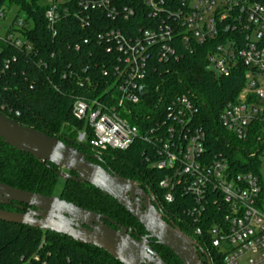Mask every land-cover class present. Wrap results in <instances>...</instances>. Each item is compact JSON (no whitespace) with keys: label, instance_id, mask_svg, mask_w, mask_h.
I'll return each mask as SVG.
<instances>
[{"label":"built area","instance_id":"2783aa9c","mask_svg":"<svg viewBox=\"0 0 264 264\" xmlns=\"http://www.w3.org/2000/svg\"><path fill=\"white\" fill-rule=\"evenodd\" d=\"M39 1L53 39L58 25L74 22L89 37L68 48L78 53L96 44L104 57L94 67L68 64L59 73L77 88L71 116L82 127L76 144L95 158L143 144L145 163L164 174L157 184L162 202L171 204L176 195L190 201L184 225L197 249L216 253L222 264H264V0H141L140 12L119 0ZM13 9L0 7V24ZM24 20L13 14L0 34V55L14 49L46 70L48 62L21 33L28 26ZM200 48H206L215 76L242 73L237 97L219 115L227 136L242 145L239 171L222 154L209 152L193 95L158 96L147 109L152 65L177 63ZM15 61L0 60V81ZM0 111L18 116L2 99Z\"/></svg>","mask_w":264,"mask_h":264},{"label":"trees","instance_id":"16d2710c","mask_svg":"<svg viewBox=\"0 0 264 264\" xmlns=\"http://www.w3.org/2000/svg\"><path fill=\"white\" fill-rule=\"evenodd\" d=\"M16 9L25 17L27 28L21 32L33 45L38 58L48 62L46 70H39L29 57L14 49H7L0 55L15 56L7 77L0 81V99L6 107L18 113L17 117L7 116L19 125L56 138L85 155L86 159L110 174L135 182L143 191L155 197L158 212L164 221L173 222L184 234L192 238L184 225L187 222L183 212L190 201L176 195L171 204L163 203L157 188L163 178L162 172L155 171L145 163V146L134 144L124 152L107 151L98 158L85 146L77 145L76 134L82 125L71 116L73 97L77 94L74 82L60 76L68 64L77 69L81 66L98 65L104 57L102 50L92 44L75 53L68 47L77 43L88 33L80 30L76 23L58 25V37L52 38L44 20L45 7L39 0H0ZM126 6L140 12L141 0H119ZM95 52H98L95 53ZM51 53L55 57L49 60ZM90 53V54H89ZM104 53V51H103ZM206 48L184 54L177 63L160 65L154 63L146 81L151 102L154 106L158 96L170 98L175 94H191L198 100L197 123L206 133L208 150L211 154H222L232 167L241 170L244 158L242 145L227 136L219 124V115L224 105L235 100L243 84L242 73L229 78H220L211 73L206 63ZM57 69V72L54 70ZM95 78L98 73H93ZM97 159V160H96ZM57 178L56 169L42 164L26 154L19 153L0 141V183L13 189L53 197ZM61 201L82 210L102 215L114 223L127 228L132 236H145L143 228L114 201L88 185L63 181L57 195ZM0 210L14 211L11 207L0 206ZM158 257L166 264H180L167 249L150 242ZM211 264H222L220 256L201 246ZM0 264H120L103 251L74 242L54 233L8 224L0 221Z\"/></svg>","mask_w":264,"mask_h":264},{"label":"water","instance_id":"95a60500","mask_svg":"<svg viewBox=\"0 0 264 264\" xmlns=\"http://www.w3.org/2000/svg\"><path fill=\"white\" fill-rule=\"evenodd\" d=\"M0 141L13 150L56 169L57 178L88 185L114 201L140 225L145 236L110 219L57 197H44L0 183V206L15 205L26 213L0 210V221L54 233L103 251L120 264H166L150 242L167 249L180 264H211L191 238L170 221H164L157 202L135 182L110 174L89 162L85 155L44 133L17 124L0 114ZM97 160V159H96Z\"/></svg>","mask_w":264,"mask_h":264},{"label":"rangeland","instance_id":"374dc122","mask_svg":"<svg viewBox=\"0 0 264 264\" xmlns=\"http://www.w3.org/2000/svg\"><path fill=\"white\" fill-rule=\"evenodd\" d=\"M16 10L13 9L11 12H10V15L6 18L5 21L1 22L0 24V34H2L4 32V29L10 24L11 20H12V17H13V14H15ZM62 185H63V181L62 180H59L55 186V190H54V193H53V197H57L58 193L60 192L61 188H62Z\"/></svg>","mask_w":264,"mask_h":264},{"label":"flooded vegetation","instance_id":"af4514ba","mask_svg":"<svg viewBox=\"0 0 264 264\" xmlns=\"http://www.w3.org/2000/svg\"><path fill=\"white\" fill-rule=\"evenodd\" d=\"M152 195V194H151ZM153 196V195H152ZM154 199H155V197H154ZM156 200V199H155ZM8 207H11L12 208V210H14V211H11V212H14V213H26L27 212V207H23V209L22 210H18V209H16L15 208V205L14 204H11L10 206H8Z\"/></svg>","mask_w":264,"mask_h":264}]
</instances>
